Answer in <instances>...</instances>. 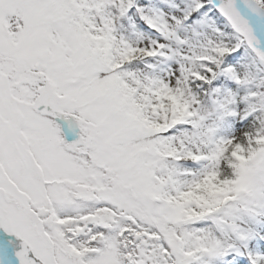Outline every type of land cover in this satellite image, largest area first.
Here are the masks:
<instances>
[{
	"label": "snow or ice",
	"instance_id": "snow-or-ice-1",
	"mask_svg": "<svg viewBox=\"0 0 264 264\" xmlns=\"http://www.w3.org/2000/svg\"><path fill=\"white\" fill-rule=\"evenodd\" d=\"M0 264H264V0H0Z\"/></svg>",
	"mask_w": 264,
	"mask_h": 264
}]
</instances>
